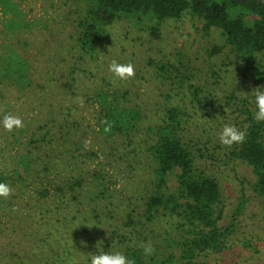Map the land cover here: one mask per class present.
Segmentation results:
<instances>
[{"label": "rangeland", "instance_id": "obj_1", "mask_svg": "<svg viewBox=\"0 0 264 264\" xmlns=\"http://www.w3.org/2000/svg\"><path fill=\"white\" fill-rule=\"evenodd\" d=\"M13 1L25 20L45 18L49 27L37 23L5 39L0 7V44L8 41L27 57L35 80L26 95L0 84V174L8 178L0 196V264H128L125 252L134 247L157 256L170 252L166 242L176 233H166L170 228L164 219L136 223L140 233L92 228L105 219L119 224L126 214L138 220L151 189L147 148L153 134L148 128L160 122L169 105H182L199 119L193 141H209L212 158L201 161L219 184L217 225L229 231L221 250L197 259L202 264H264V197L253 191L251 167L227 158L224 127L192 107L188 97L193 83L210 95L216 111L230 91L264 106V92L248 81L243 90L241 77L226 65L219 31H204L200 20L186 12L177 20H162L153 36L147 27L155 20L122 17L107 27L96 58L89 60L71 49L78 8L70 9L65 1L56 8L49 0ZM160 63L168 65L163 72L157 69ZM99 92L139 110L133 132L111 137L98 132ZM234 104L225 111L229 123L237 114ZM45 130L48 143L40 140ZM38 151L41 160H36ZM17 171L20 181L14 180ZM82 179L66 215H58L64 227L35 210L49 207L55 186L65 189L68 182ZM43 186L49 193L41 198L37 192Z\"/></svg>", "mask_w": 264, "mask_h": 264}, {"label": "trees", "instance_id": "obj_2", "mask_svg": "<svg viewBox=\"0 0 264 264\" xmlns=\"http://www.w3.org/2000/svg\"><path fill=\"white\" fill-rule=\"evenodd\" d=\"M49 1L52 8H56L59 1L69 2L70 9L78 8L76 35L71 49L79 58L89 60L96 58L107 27L122 17L138 21L148 17L155 20V23L147 27V31L157 36L162 20H177L187 12L200 20L204 31H219L223 39L222 48L228 59L226 65L241 77L243 90L250 82L258 87L259 92H264V0ZM0 7L4 14L1 32L7 33L5 39L12 38L20 28L32 30V26L37 23H41V27L45 29L49 27L45 18H36L32 23L25 20L13 0H0ZM7 42L0 44V84L17 90L19 95H26L35 84L31 75V63L18 52L17 47L14 48ZM220 48H214L215 52ZM167 66L160 63L157 64V69L163 72ZM186 79L189 77L185 76L184 81ZM178 82H181V77ZM109 96L111 95L101 92L97 94L98 132L110 137L130 134L138 124L139 110L133 105L120 103L115 98L108 99ZM188 97L192 107L203 111L204 116L208 114L215 123L224 127L221 138L226 140L227 158L240 159L251 167L254 176L253 191L264 197V106L248 103L247 98H241L235 91H230L223 102L219 101V110L216 111L212 109L210 95L201 94V87L193 83L188 85ZM232 102H235L237 114L229 123L225 111ZM210 109L213 110L212 114H209ZM198 120L182 105L164 108L160 122L155 127L148 128L153 134V140L147 148L152 161L151 189L144 200L138 220L134 222L131 215L126 214L125 220L119 224L105 219L98 221L99 226H104L103 229L99 226L92 227L93 230L100 229L101 233H140L134 228L136 223L142 226L157 218L168 222L170 231L166 233H176V237L166 242L169 247L172 245L171 251L157 256L134 247L125 252L128 264H202L197 259L198 255L210 250L219 251L223 247L229 231L220 229L217 225L221 216V210L218 209L220 188L216 178L201 161L203 157L212 158V153L208 151L209 141L205 138L202 142L201 139L193 141L196 137L193 128H198ZM220 121H227L228 125L224 126ZM45 132L48 131H44L40 140L48 143L51 140L45 138ZM37 156L36 160H41L39 151ZM24 166L25 169L30 168L28 163ZM14 180H22L19 171L15 173ZM82 182L83 179L68 182L65 189L63 186H55L52 191L54 198L49 207L39 205L35 210L59 223L58 215H66L65 212L76 199L77 188L81 187ZM7 189L8 178L0 174V196ZM48 193L47 186L37 192L41 198ZM59 225L64 227L61 223ZM46 231L52 232L51 228Z\"/></svg>", "mask_w": 264, "mask_h": 264}]
</instances>
